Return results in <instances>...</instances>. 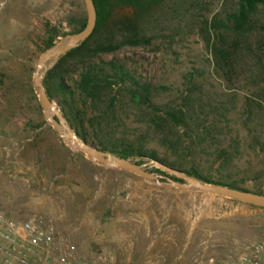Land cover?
Returning <instances> with one entry per match:
<instances>
[{
  "label": "rangeland",
  "instance_id": "1",
  "mask_svg": "<svg viewBox=\"0 0 264 264\" xmlns=\"http://www.w3.org/2000/svg\"><path fill=\"white\" fill-rule=\"evenodd\" d=\"M199 3L198 17L183 21L173 40L163 33L151 46L126 48L115 57L140 82L163 87L160 103L175 101L184 91L183 77L192 74L207 141L192 156L178 145L169 159L183 170L264 193V155L258 149L264 139V79L248 59L230 82L215 71L198 29L203 19L232 10L235 0ZM85 24L82 0H9L0 14V211L15 221L50 223L56 239L75 247L81 264H227L264 243V209L97 166L46 125L32 86L35 64ZM52 102L62 110L60 98ZM119 117L115 133L126 137L149 119L146 110L129 108ZM162 132L176 136L169 124ZM87 134L95 135L89 128ZM218 141L238 155L227 169L215 153ZM148 147L163 153L155 143ZM260 260L264 264V252Z\"/></svg>",
  "mask_w": 264,
  "mask_h": 264
},
{
  "label": "trees",
  "instance_id": "2",
  "mask_svg": "<svg viewBox=\"0 0 264 264\" xmlns=\"http://www.w3.org/2000/svg\"><path fill=\"white\" fill-rule=\"evenodd\" d=\"M92 1L96 10L92 35L63 56L43 80L49 100L60 98L61 112L70 128L81 140L102 152L137 159L139 164L146 159L155 160L203 183L250 192L236 181L206 178L191 167L181 169L182 165L169 159L178 145L192 156L195 150L202 151L207 141L200 131L202 115L195 108L193 95L199 89L194 76L188 73L183 77L184 91L175 101L160 103L157 97L163 87L140 82L126 63L115 57L126 48L149 47L163 33L173 40L183 21L198 17L199 0ZM83 29L84 26L76 33ZM198 32L209 49L212 66L227 82L237 65L246 59L254 63L260 80L264 79V0H235L229 12L221 11L210 20L203 19ZM102 56L112 59L102 60ZM123 108L146 110L149 116L132 137L115 133L122 125L119 113ZM165 124L171 126L176 136L163 134ZM87 128L94 132V137H89ZM150 142L163 153L148 147ZM216 146L221 168H229L232 158L238 155L223 147L221 141ZM258 149L264 155V139H260Z\"/></svg>",
  "mask_w": 264,
  "mask_h": 264
},
{
  "label": "water",
  "instance_id": "3",
  "mask_svg": "<svg viewBox=\"0 0 264 264\" xmlns=\"http://www.w3.org/2000/svg\"><path fill=\"white\" fill-rule=\"evenodd\" d=\"M86 11L84 29L67 36L63 41L43 53L35 64L32 79L33 90L37 96L43 120L50 126L59 140L69 149L82 153L91 163L110 170H118L135 175L144 182L180 191L202 193L224 198L244 205L264 209V194L240 191L224 186L210 185L189 177L155 160H144L139 164L137 159H122L110 153L102 152L81 140L70 128L62 112L46 95L43 80L48 71L68 52L79 47L93 33L96 25V10L92 0H82ZM159 171L167 176L155 172ZM174 178L177 181H174Z\"/></svg>",
  "mask_w": 264,
  "mask_h": 264
},
{
  "label": "built area",
  "instance_id": "4",
  "mask_svg": "<svg viewBox=\"0 0 264 264\" xmlns=\"http://www.w3.org/2000/svg\"><path fill=\"white\" fill-rule=\"evenodd\" d=\"M9 0H0V14ZM264 243L227 264H260ZM0 264H81L75 247L56 239L50 223L15 221L0 211Z\"/></svg>",
  "mask_w": 264,
  "mask_h": 264
},
{
  "label": "crops",
  "instance_id": "5",
  "mask_svg": "<svg viewBox=\"0 0 264 264\" xmlns=\"http://www.w3.org/2000/svg\"><path fill=\"white\" fill-rule=\"evenodd\" d=\"M212 200H210V202H211Z\"/></svg>",
  "mask_w": 264,
  "mask_h": 264
}]
</instances>
